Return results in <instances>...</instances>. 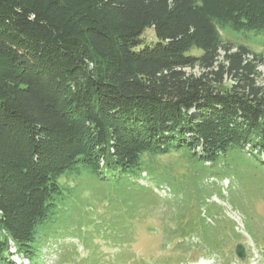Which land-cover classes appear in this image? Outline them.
<instances>
[{
    "label": "trees",
    "instance_id": "obj_1",
    "mask_svg": "<svg viewBox=\"0 0 264 264\" xmlns=\"http://www.w3.org/2000/svg\"><path fill=\"white\" fill-rule=\"evenodd\" d=\"M226 28L264 31V0H0L1 259L10 246L41 257L68 213L67 179L145 189L147 171L161 187L145 156L166 153L216 164L238 149L264 163V86Z\"/></svg>",
    "mask_w": 264,
    "mask_h": 264
},
{
    "label": "rangeland",
    "instance_id": "obj_2",
    "mask_svg": "<svg viewBox=\"0 0 264 264\" xmlns=\"http://www.w3.org/2000/svg\"><path fill=\"white\" fill-rule=\"evenodd\" d=\"M153 32H145L147 41H156ZM223 40L232 52L248 46V60L260 72L257 84L264 86V31L226 28ZM224 58L222 49L219 62ZM187 72L200 75L203 69ZM233 81L224 77L225 86ZM145 158L148 170L171 189L167 195L153 187L147 171L138 182L146 190L135 184L129 189L128 181L103 183L88 173L67 179L73 190L68 213L51 222L60 224L48 236L43 234L41 257L31 263L10 246L0 264H264V163L238 149L216 164L196 163L182 152ZM174 197L180 203L170 202ZM206 208L212 223L202 225ZM238 244L245 248L243 258L237 256Z\"/></svg>",
    "mask_w": 264,
    "mask_h": 264
},
{
    "label": "water",
    "instance_id": "obj_3",
    "mask_svg": "<svg viewBox=\"0 0 264 264\" xmlns=\"http://www.w3.org/2000/svg\"><path fill=\"white\" fill-rule=\"evenodd\" d=\"M236 253L240 258H243L245 256V248L242 244L237 245Z\"/></svg>",
    "mask_w": 264,
    "mask_h": 264
},
{
    "label": "built area",
    "instance_id": "obj_4",
    "mask_svg": "<svg viewBox=\"0 0 264 264\" xmlns=\"http://www.w3.org/2000/svg\"><path fill=\"white\" fill-rule=\"evenodd\" d=\"M168 191H169V189L166 188V187H163V188H161V190H160V192H161L162 194H165V195H167Z\"/></svg>",
    "mask_w": 264,
    "mask_h": 264
}]
</instances>
